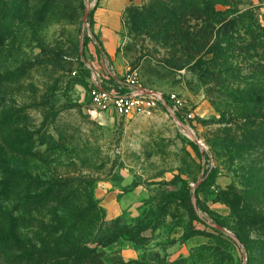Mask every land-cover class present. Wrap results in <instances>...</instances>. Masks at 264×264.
Wrapping results in <instances>:
<instances>
[{
	"label": "rangeland",
	"instance_id": "obj_1",
	"mask_svg": "<svg viewBox=\"0 0 264 264\" xmlns=\"http://www.w3.org/2000/svg\"><path fill=\"white\" fill-rule=\"evenodd\" d=\"M219 8L0 0V264H264V0L233 24ZM87 11L103 55L179 94L190 130L94 109L74 74Z\"/></svg>",
	"mask_w": 264,
	"mask_h": 264
},
{
	"label": "built area",
	"instance_id": "obj_2",
	"mask_svg": "<svg viewBox=\"0 0 264 264\" xmlns=\"http://www.w3.org/2000/svg\"><path fill=\"white\" fill-rule=\"evenodd\" d=\"M84 28V39L88 37V42L92 40L94 44L92 48H82L74 74L86 82L95 110L124 118H151L165 110L179 126L190 130L195 116L179 94H164L146 86L135 72L119 71L102 51H98L89 15L84 18Z\"/></svg>",
	"mask_w": 264,
	"mask_h": 264
},
{
	"label": "trees",
	"instance_id": "obj_3",
	"mask_svg": "<svg viewBox=\"0 0 264 264\" xmlns=\"http://www.w3.org/2000/svg\"><path fill=\"white\" fill-rule=\"evenodd\" d=\"M240 5H241V0H208V8H209L210 11H212V13L220 14V13H222L224 11L221 8H219V7H226L227 8L226 12H234L237 15V17L240 18V19L237 18L234 21H232V24L236 23L237 21H241V18L243 17L242 15L246 13V11H242L239 8ZM89 22H90V26L93 27V15H92V13H90V15H89ZM258 28H260L261 30H264V27L261 26V25L258 26ZM262 37H264V36H262ZM87 42H88V37L85 38V41H84L85 45L87 44ZM97 49H98V51L101 52L102 51V46L99 44ZM206 154H207L206 151H202V155L203 156H206ZM205 173L207 174L206 175L207 176L206 177L207 180L213 179L215 174H216V172L213 169L208 170ZM183 183H184L185 187L188 186V183L186 181H184ZM182 196H184V194L180 195V197H182ZM191 216H192V219H194V220L198 219V216L195 213V211H192ZM206 225H207V227L209 229H211L215 233H221L219 228L215 227L214 225L207 224V223H206ZM4 234H6V233L0 231V235L1 236H3ZM82 251H84V250L81 249L80 252L82 253ZM54 264H58V262H55Z\"/></svg>",
	"mask_w": 264,
	"mask_h": 264
},
{
	"label": "water",
	"instance_id": "obj_4",
	"mask_svg": "<svg viewBox=\"0 0 264 264\" xmlns=\"http://www.w3.org/2000/svg\"><path fill=\"white\" fill-rule=\"evenodd\" d=\"M88 15H89V11H87V12H86V14H85V17H84V18L86 19V18L88 17Z\"/></svg>",
	"mask_w": 264,
	"mask_h": 264
},
{
	"label": "crops",
	"instance_id": "obj_5",
	"mask_svg": "<svg viewBox=\"0 0 264 264\" xmlns=\"http://www.w3.org/2000/svg\"><path fill=\"white\" fill-rule=\"evenodd\" d=\"M97 40V39H96ZM97 43L99 44V42L97 41ZM117 68V67H116Z\"/></svg>",
	"mask_w": 264,
	"mask_h": 264
}]
</instances>
